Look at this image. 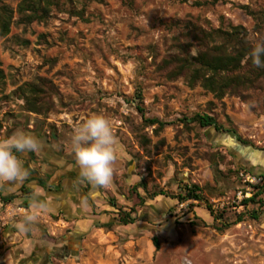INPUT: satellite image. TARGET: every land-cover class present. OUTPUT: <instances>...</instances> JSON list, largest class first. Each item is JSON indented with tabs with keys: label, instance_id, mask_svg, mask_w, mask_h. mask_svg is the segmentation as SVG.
Segmentation results:
<instances>
[{
	"label": "rangeland",
	"instance_id": "obj_1",
	"mask_svg": "<svg viewBox=\"0 0 264 264\" xmlns=\"http://www.w3.org/2000/svg\"><path fill=\"white\" fill-rule=\"evenodd\" d=\"M22 1H0L11 12L0 35V134L30 125L75 164L72 130L99 114L117 153L110 184L96 187L109 221L84 245L78 241L83 254L44 258L57 240L32 225L35 250L20 257L9 239L20 214L4 219L0 206V264H83L94 254L104 264H264V192L243 205L264 177V75L217 99L162 68L186 42L188 23L205 32L242 27L253 45L264 41V0H51L32 22L19 10ZM27 86L43 100L39 114L28 111ZM196 114L233 133L199 127ZM185 187H197L222 220L207 224L193 211L205 210L203 202L178 200ZM158 192L167 205L156 208L149 202ZM122 213L134 223L120 225Z\"/></svg>",
	"mask_w": 264,
	"mask_h": 264
},
{
	"label": "trees",
	"instance_id": "obj_2",
	"mask_svg": "<svg viewBox=\"0 0 264 264\" xmlns=\"http://www.w3.org/2000/svg\"><path fill=\"white\" fill-rule=\"evenodd\" d=\"M1 1V0H0ZM51 0H23L19 10L23 6V16L28 22L42 20L41 14L47 12ZM28 11V15L25 13ZM11 12L7 7L0 8V35H6L9 31ZM185 43L175 46L176 52L164 59L162 68L167 71L170 79L179 77L185 78L189 87L193 88L199 85L204 90L213 94L217 99L222 98L226 93L238 94L243 88L254 86L261 75H264V68H256L249 58V52L254 46L247 41L245 31L242 27H229L228 30L216 29L205 32L192 24H186L184 27ZM195 48V54L192 56L189 50ZM264 60V57H262ZM27 96L25 98L28 111L41 113L43 100L38 96L39 91L34 86H27ZM140 99V95H138ZM192 121L203 129L213 128L217 132L233 133L229 130H223L212 116L196 114ZM149 125L157 124L159 128L163 123L157 119L146 120ZM244 170V169H243ZM259 187H254L255 192L251 197L243 200V205L256 204L260 199H256L264 192V177L260 176ZM197 187H185L183 195L177 197L180 201L193 200L202 203L209 212L214 222L222 220L221 215L214 213L211 207L204 202L203 198L197 193ZM21 196L26 198L17 202L18 207L27 208L28 198L32 194L28 189H21ZM163 195L161 192L153 193L150 198ZM16 197H1L2 206L12 202ZM252 218H256L254 214ZM240 220V219H239ZM120 225L126 226L134 223V219L129 213H122L117 219ZM154 248L158 249L155 238L152 239Z\"/></svg>",
	"mask_w": 264,
	"mask_h": 264
},
{
	"label": "crops",
	"instance_id": "obj_3",
	"mask_svg": "<svg viewBox=\"0 0 264 264\" xmlns=\"http://www.w3.org/2000/svg\"><path fill=\"white\" fill-rule=\"evenodd\" d=\"M17 130L34 135L41 141L42 149L38 153L17 154L18 158L23 160L24 166L29 169L30 175L22 185L7 188L0 187L1 197H16L4 206L0 203L6 213L3 218L12 220L18 214H20L18 215L20 218L28 214L31 211V197L38 194L39 198L49 206L50 211L39 214L33 225L44 228L47 230L48 237L53 236L57 240L54 251L48 247L43 251V257L46 258L47 255L60 257L64 251L68 252L70 256L83 254L78 241L84 245L91 236L101 233V228L98 227L99 224L109 221V217L103 214L109 210L108 205L103 202L96 187L79 179L76 165L69 162L44 135L39 134L38 131H33L32 126L28 125L27 129L17 126L7 134H0V139L7 138ZM23 188L30 190L32 193L30 198L27 199V208L17 206V202L26 198L19 194ZM149 203L156 208L161 207L162 204L167 205L166 202L157 197ZM95 206H98L99 211L102 212L100 216L95 215L98 212ZM164 207L167 208V206ZM164 207L159 209L162 210ZM18 211L23 213H18ZM193 211L205 223L213 222V218L206 209L195 207ZM107 235L113 238L112 234ZM36 237L37 233L33 230L20 232L15 229L9 239L11 244H17V248L22 252L20 257H22L25 254L34 252V239ZM74 243L75 246H73ZM112 253L114 256L118 255L117 251ZM100 258L95 254L91 255L89 258L83 259V264H104Z\"/></svg>",
	"mask_w": 264,
	"mask_h": 264
},
{
	"label": "clouds",
	"instance_id": "obj_4",
	"mask_svg": "<svg viewBox=\"0 0 264 264\" xmlns=\"http://www.w3.org/2000/svg\"><path fill=\"white\" fill-rule=\"evenodd\" d=\"M248 55L256 68H264V41L256 43ZM69 147L81 181L94 187L110 184L117 149L113 131L104 116L93 114L74 127ZM41 149L39 139L21 130L0 139V187L22 185L30 172L17 154L38 153ZM30 209L28 214L13 223L20 232L30 231L38 215L50 211L38 194L32 195Z\"/></svg>",
	"mask_w": 264,
	"mask_h": 264
}]
</instances>
